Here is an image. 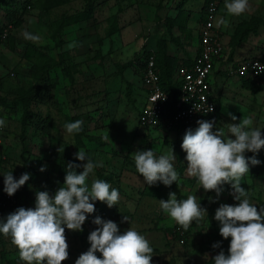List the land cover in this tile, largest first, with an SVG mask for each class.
<instances>
[{"label":"rangeland","instance_id":"obj_1","mask_svg":"<svg viewBox=\"0 0 264 264\" xmlns=\"http://www.w3.org/2000/svg\"><path fill=\"white\" fill-rule=\"evenodd\" d=\"M57 1L62 0L54 2ZM63 1L49 7L46 0H17L14 5L0 0L2 33L8 29L7 36L0 39V116L7 119L6 126L0 129V173L12 170L16 178L24 172L31 173L29 181L13 194L19 206L34 207L35 194L42 191L46 178L62 159L75 160L74 153L82 148L93 161L102 162L95 176L90 175L89 185L93 178L103 179L120 192L118 204L112 207L96 201L93 216L117 222L121 231L136 227L154 248L152 264L213 261L212 257L220 251L212 247L213 243L222 241L221 248L227 252L231 239L219 233L215 210L220 203L238 201L233 200L230 185L224 186L215 201V191L208 190L200 202L207 208L208 218L193 222L188 230L160 209L158 200L168 199L170 192L181 200L190 194L200 197V185L185 169L171 186L159 182L148 185L136 169L134 151L152 148L161 155L171 146H180L183 137V131L138 126L143 97L139 64L143 51L137 43L149 24L160 34L163 47L173 38V21L177 17L184 19L189 14L194 18L201 9L202 24L207 8L215 5L213 27L223 41V59L228 57L231 65L226 73L218 72V110L212 119L225 131L227 123L239 122L232 121L228 113L240 119L251 116L254 126L264 127V79L256 80L260 90L253 94L234 72L238 62L234 63V59H264V0H249L250 10L241 16L229 15L225 0ZM184 3L188 9H181L174 17V10ZM8 11L16 13L17 25L6 18ZM79 14L86 20L63 27V18ZM220 17L228 20L227 26H216ZM243 23L257 25L256 31L236 43L234 35ZM25 29L40 34L42 41L25 40ZM77 119L83 120V131L68 134L64 125ZM108 135L112 141L104 139ZM258 158L262 163L250 166L241 183L252 203L264 205V148ZM183 164L187 165L185 159ZM41 165H47L43 172L39 171ZM174 165L178 171L176 160ZM3 179L0 175V192ZM8 213L0 206V217ZM93 225L90 217L83 232L66 229L69 257L61 264H74L88 249L87 236ZM0 264H26L19 259L18 247L10 235L0 234Z\"/></svg>","mask_w":264,"mask_h":264},{"label":"clouds","instance_id":"obj_2","mask_svg":"<svg viewBox=\"0 0 264 264\" xmlns=\"http://www.w3.org/2000/svg\"><path fill=\"white\" fill-rule=\"evenodd\" d=\"M225 9L229 15L241 16L250 10L249 0H225ZM227 24L225 17L216 20L217 27ZM22 36L36 43L43 39L40 34L27 29L22 31ZM253 68L257 74L264 72V64L259 61ZM202 111L212 112L214 107L206 105ZM228 115L232 121L239 122L227 123V131L217 127L215 119L198 120L197 127H189L183 134L181 149L186 153L187 173L197 178L203 189L215 191L214 201L219 199L226 184L230 185L233 200L238 201L235 204L220 203L215 210L219 233L223 238L231 239L227 252L221 248L222 241L213 243L214 249L220 248L212 257L214 264H264V205L252 203L248 190L241 183L250 166L262 163L258 154L264 148V132L261 131L264 127L254 126L251 116L240 119L232 113ZM83 123L77 119L67 122L64 128L68 134L79 133L83 131ZM6 124V117L0 116V129ZM104 139L109 140V135ZM74 156L76 159L66 165L68 170L62 186L54 194L47 190L37 191L34 207L20 206L0 217V234L11 236L18 247L19 259L26 264H61L69 257L65 230L83 232V225L91 217V223L97 227L87 236L90 246L74 264H152L154 248L136 227L121 231L117 222L93 216L96 201L112 207L118 204L120 192L103 179L93 178L89 185L90 175L95 176V170L102 162L93 161L82 148ZM176 157L172 146L161 155L149 148L136 150L133 156L138 173L148 185L159 182L165 186L180 179L174 165ZM46 168L47 165H41L39 171ZM77 168L83 170L77 172ZM0 175L4 177L3 191L12 196L29 181L31 173L24 172L16 178L10 170ZM158 201L160 209L184 230H188L193 222L199 223L205 216L208 218L207 208L195 194L181 200L175 192H170L168 199ZM123 219L128 221L127 217Z\"/></svg>","mask_w":264,"mask_h":264},{"label":"built area","instance_id":"obj_3","mask_svg":"<svg viewBox=\"0 0 264 264\" xmlns=\"http://www.w3.org/2000/svg\"><path fill=\"white\" fill-rule=\"evenodd\" d=\"M216 6L210 5L204 16L199 30V50L193 63L189 66L181 65L177 69L179 78V92L176 100L164 90L160 81V73L156 66L155 55L150 52L144 60L141 70V81L147 91L146 101L139 111L138 126L142 129H175L186 125H195L200 119L212 115L216 110V103L212 93L213 63L224 51V45L213 27ZM8 34L4 29L2 38ZM263 61L257 58H245L234 69L238 77L259 78L264 72L257 74L253 64ZM206 98V100H205ZM212 105L214 111L204 112L203 107ZM174 106L168 112L169 106ZM0 206L14 211L19 206L17 198L0 192ZM183 243V239H180Z\"/></svg>","mask_w":264,"mask_h":264},{"label":"crops","instance_id":"obj_4","mask_svg":"<svg viewBox=\"0 0 264 264\" xmlns=\"http://www.w3.org/2000/svg\"><path fill=\"white\" fill-rule=\"evenodd\" d=\"M181 9H184V10L188 9L187 6H185V3L181 5L180 8H176L174 10L173 12L175 15L174 17L180 14L179 11ZM201 12L202 10L200 9L194 18H192V16L189 14L187 15V18L185 17L184 19L178 20V17H177V19L173 21L175 23L174 28L172 29L173 38H169V41L166 42L163 47H161L163 43L160 44L159 42L160 34H157L156 28L154 29V27L150 26L149 24L146 27L147 32L144 34L143 39L137 43V47L141 49V51H143L142 53L144 52L154 53L156 63H157L156 66L160 73L161 85L164 88V90L173 97L174 100L178 98V92H179V78L176 74L177 69L179 68V66L185 63H187L185 64L187 66L192 64L194 58L198 54L199 30L201 26L200 24L201 23V17H200ZM224 53L225 52L223 51V54L219 58H217L213 63V71H212V76H211L213 81H212L211 88H212V93H213L214 101L216 105H217V92H216L215 86L218 85V82H219L218 78L220 77L218 72L226 73V70L228 69L229 65H231V60L228 57L223 59ZM245 58L247 57L234 59L236 60L234 63L238 61L237 62L238 64L241 60ZM231 59L233 60V58ZM140 87L143 92L142 93L143 97L141 98V101H142V105L140 107L141 109L146 101V96H147V91L144 88L142 81H141V72H140ZM190 126L195 128L197 127V124L190 125ZM173 130H177V129H173ZM186 170H187V165H186L185 171ZM198 188H199L198 192H200V195H199L200 197H198V199H200V202H201L205 199L208 190H205L202 187H198Z\"/></svg>","mask_w":264,"mask_h":264},{"label":"trees","instance_id":"obj_5","mask_svg":"<svg viewBox=\"0 0 264 264\" xmlns=\"http://www.w3.org/2000/svg\"><path fill=\"white\" fill-rule=\"evenodd\" d=\"M17 0H8V2H11L12 4L11 5H14L15 3L13 2H16ZM49 7H55L57 6L58 4H61L62 2H64L63 0L62 1H57V2H54L55 0L51 1V0H46ZM16 13L15 12H10L8 11L7 12V16L6 18L9 20V22L13 23L14 25H17V20H16ZM19 17V16H18ZM86 20L84 18V16L82 14H79L77 16H72V17H68V18H63L61 23L63 25V27H67V26H71V25H74V24H77L79 22H82ZM256 28H257V25H254V26H250V23H243L240 27L237 28L236 30V33L234 35V40H236V43L238 42H241L243 41L249 33L251 32H254L256 31ZM2 37V27L0 26V39ZM149 52H144L141 54V59L142 62L139 64L140 66V72L141 70L144 68V60L146 59V57L148 56ZM261 61L264 62V59L261 58L260 59ZM155 62H156V59H155ZM187 64V63H185ZM183 64V65H185ZM157 65V64H156ZM191 65V64H190ZM189 66V65H188ZM166 71V70H165ZM242 82H243V85L245 87H247L253 94H256L259 92L260 90V84L256 81L257 79H264V74H262L259 78L257 79H252V78H245V77H240ZM249 84V86H248ZM174 109V106H169L168 107V112H172ZM218 110V106L216 105V110L215 112L204 118L205 120H208V119H212L213 118V115L217 112ZM189 127H191L190 125H187V126H182L181 128H175L177 129V131H183L182 133L184 134L186 129H188ZM191 128H194V127H191ZM174 151H175V154H176V161L179 165V169H178V172L179 174H181V172L185 169V165L183 164V161H184V156H185V152L181 149V145L180 146H176L174 148ZM74 159H71V158H64L61 160V163L60 165L58 166V168L56 170H54L50 176H48L46 178V181L42 187V190H47L49 191L50 194H54L55 191L57 190L58 187L62 186L63 182H64V177H65V174H66V171L68 170L66 165L69 161H72ZM77 163H79V161H77ZM77 172L81 171L80 168H77L75 169ZM15 195V194H14ZM97 203V202H95ZM3 210H7L8 212H11L9 208H2ZM97 225H93V228H96ZM66 231V230H65ZM207 264H214V261H210L208 262Z\"/></svg>","mask_w":264,"mask_h":264}]
</instances>
